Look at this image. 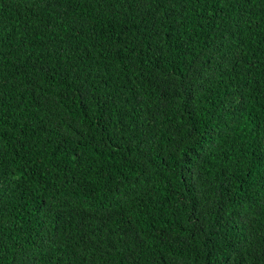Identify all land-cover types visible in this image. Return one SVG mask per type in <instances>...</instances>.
Masks as SVG:
<instances>
[{"label":"trees","instance_id":"16d2710c","mask_svg":"<svg viewBox=\"0 0 264 264\" xmlns=\"http://www.w3.org/2000/svg\"><path fill=\"white\" fill-rule=\"evenodd\" d=\"M0 264H264V0H0Z\"/></svg>","mask_w":264,"mask_h":264}]
</instances>
